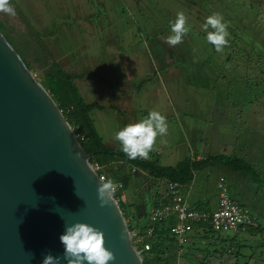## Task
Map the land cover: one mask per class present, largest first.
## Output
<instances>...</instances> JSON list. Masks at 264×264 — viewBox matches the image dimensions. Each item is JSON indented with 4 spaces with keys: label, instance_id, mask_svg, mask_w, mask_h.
I'll list each match as a JSON object with an SVG mask.
<instances>
[{
    "label": "rangeland",
    "instance_id": "rangeland-1",
    "mask_svg": "<svg viewBox=\"0 0 264 264\" xmlns=\"http://www.w3.org/2000/svg\"><path fill=\"white\" fill-rule=\"evenodd\" d=\"M18 1L65 69L91 72L76 83L86 101L105 106L91 116L107 144L117 145L116 131L157 110L167 117L168 134L157 138L149 158L158 153L162 164L175 165L195 149L216 155L225 145L226 155L249 161V174L219 163L197 170L187 198L192 206L215 208L220 178L227 174L233 195L234 188L247 191V197L253 191L249 203L243 193L234 196L261 229L221 233L235 239L224 242L205 236L186 242L178 263L203 264L188 253L197 242L211 264H264V0ZM179 11L188 17L190 30L173 48L165 39ZM216 12L228 24L229 44L222 53L202 29ZM0 14L9 26L26 32L16 9L12 17ZM38 68L43 72L45 66L38 63ZM33 73L38 79L40 73ZM151 181L145 173L131 181L122 199L133 202L132 212L136 203L146 205ZM165 183L156 180L152 191L163 194Z\"/></svg>",
    "mask_w": 264,
    "mask_h": 264
},
{
    "label": "water",
    "instance_id": "water-1",
    "mask_svg": "<svg viewBox=\"0 0 264 264\" xmlns=\"http://www.w3.org/2000/svg\"><path fill=\"white\" fill-rule=\"evenodd\" d=\"M100 176L74 128L0 30V264H67L66 224L103 231L109 264H144L112 195L101 206ZM87 264V262H84Z\"/></svg>",
    "mask_w": 264,
    "mask_h": 264
},
{
    "label": "trees",
    "instance_id": "trees-1",
    "mask_svg": "<svg viewBox=\"0 0 264 264\" xmlns=\"http://www.w3.org/2000/svg\"><path fill=\"white\" fill-rule=\"evenodd\" d=\"M10 2L24 18L27 25L26 32L20 33L12 26H9L0 14L1 32L22 56L28 68L32 72L40 73L38 80L46 90L50 92L65 117L74 128L83 150L86 154L90 155V162L98 163L101 166L100 173H104L107 178H111L119 185L115 192V197L118 199L129 229L144 235V242L150 243V249L142 251L143 263L178 264L179 245L171 231L172 226L176 223V216L169 215L156 221L151 219L152 210L163 207L166 204L164 195H159L158 192L152 191V186L156 183V180H164L166 183L170 180L177 181L187 187L194 181L195 172L205 168L208 164L219 163L229 169L240 171L243 174H249L248 171L252 170L249 161L242 156L237 157L226 155L225 153L207 155L198 159V151L194 152L193 157L195 158L187 156L175 165L162 164L158 153L148 159H129L120 150L118 143L117 145L107 144L95 125L91 116L92 111L94 109H105V106L97 101H86L79 92L76 80L82 79L91 72L89 70L70 72L65 69L61 63L54 58L52 50L44 40L46 35L42 31L36 29L33 23L21 10L19 1L10 0ZM38 63L44 64L45 68L43 72L39 71ZM209 85H211V83ZM111 107L116 108L114 105H111ZM138 173L147 174L152 180V186L149 191V196L148 193L146 196V205L141 208L139 205L142 204L136 203L137 207L134 210L136 212H132L133 202L128 203L123 201L122 197L129 188L131 181ZM250 193H253V191ZM230 194L233 199H237L232 193ZM201 208L204 209V207ZM205 209L207 211H212L211 208ZM149 228H153L151 234H148ZM260 229L261 226L257 224L248 228L246 232L254 234ZM197 233V239L201 236H205L218 238L221 242L235 240L233 238L224 237L221 234L222 232L211 228L204 230L203 234L202 231L199 230H197ZM133 242L134 244L136 243L135 241ZM195 245L197 246V242L191 245L193 247L188 251L189 255L193 257L200 256V261L203 264H211L206 261L207 258L203 255V248H201V246L195 247Z\"/></svg>",
    "mask_w": 264,
    "mask_h": 264
},
{
    "label": "clouds",
    "instance_id": "clouds-1",
    "mask_svg": "<svg viewBox=\"0 0 264 264\" xmlns=\"http://www.w3.org/2000/svg\"><path fill=\"white\" fill-rule=\"evenodd\" d=\"M0 13L10 17L15 16V8L10 0H0ZM202 29L207 34V42L214 46L217 53H222L224 48L229 44L228 24L224 21L223 15L216 12L207 16L202 24ZM189 30L188 17L183 11L177 12L174 21L170 22V34L166 37L165 43H167L169 47H176L178 44L183 43L184 37L188 34ZM167 134V117L157 110H151L143 119L136 123L127 124L119 131H116L113 134V138L118 142L120 150L129 159H148L150 153L155 150L157 138L166 136ZM193 156L194 153L192 154V158H195ZM99 180L100 183L97 188L98 199L101 206H104L111 200L116 190V183L111 178H105L103 176H101ZM225 181L227 183V180ZM165 185H167V183ZM182 186L184 191V185ZM228 187L230 188V186ZM162 195H164V193ZM235 200L237 201V199ZM237 202L240 203L239 201ZM240 204L243 205L242 203ZM195 208L201 210L205 209L199 207ZM215 208L211 209L214 210ZM254 217L257 225V217ZM206 229L210 228L201 229V227H196L191 234L193 239L190 241L197 240V230L202 231L203 234V231ZM59 239L64 248L63 257L67 261V264H84V262H87V264H109L110 261L116 260L114 252L105 247L103 231L89 223L76 221L72 224H66L65 232L60 235ZM190 241H188L189 244L191 243ZM59 260V257H54L49 253L44 257L43 264H59Z\"/></svg>",
    "mask_w": 264,
    "mask_h": 264
},
{
    "label": "built area",
    "instance_id": "built-area-1",
    "mask_svg": "<svg viewBox=\"0 0 264 264\" xmlns=\"http://www.w3.org/2000/svg\"><path fill=\"white\" fill-rule=\"evenodd\" d=\"M91 165L100 177L107 178L104 173H100L101 166L98 163H91ZM219 191L218 206L212 211L201 210L190 205L180 182L171 180L167 182L164 192L166 204L163 207L153 209L151 219L156 221L169 215L176 216V223L172 226L171 231L179 245L178 253L182 251L184 243L193 239L191 234L196 227L211 228L219 232H237L246 231L251 226L256 225V219L250 211L232 198L224 177L220 178ZM115 192L113 193L114 196ZM152 231L153 228H149L148 234H151ZM130 233L140 254L142 251L150 249V243L144 242V235L131 230Z\"/></svg>",
    "mask_w": 264,
    "mask_h": 264
},
{
    "label": "crops",
    "instance_id": "crops-1",
    "mask_svg": "<svg viewBox=\"0 0 264 264\" xmlns=\"http://www.w3.org/2000/svg\"><path fill=\"white\" fill-rule=\"evenodd\" d=\"M223 149H224V152L223 153H225L226 151L225 150H227L228 149V147H226L225 145H224V147H223ZM194 152H196V151H198V150H193ZM201 151V150H200ZM199 153V152H198ZM204 154V153H203ZM203 154H198V156H197V158L198 159H201V158H203V157H205V156H203ZM242 157H244V156H242ZM245 158V157H244ZM246 159V158H245ZM227 170L229 169V168H227V167H225ZM235 175H237V174H235ZM243 176H245V175H243ZM224 177H227V174L224 176ZM189 186H191V184H189L187 187L184 185V192L187 194V192H189V191H187L186 189L189 187ZM239 188H241V186L239 187ZM235 189V191H233V193H234V195L236 194H241V193H243L244 194V196H245V198H246V201L249 203V198L247 197V191H238L236 188H234ZM249 193H250V191H249ZM249 193H248V195H249ZM197 206H195V207H199L200 205L199 204H196ZM145 206V205H144ZM201 207H203V206H200L199 208H201ZM217 207V206H216ZM203 209V208H202Z\"/></svg>",
    "mask_w": 264,
    "mask_h": 264
},
{
    "label": "flooded vegetation",
    "instance_id": "flooded-vegetation-1",
    "mask_svg": "<svg viewBox=\"0 0 264 264\" xmlns=\"http://www.w3.org/2000/svg\"><path fill=\"white\" fill-rule=\"evenodd\" d=\"M139 207L143 208V206H142V205H139Z\"/></svg>",
    "mask_w": 264,
    "mask_h": 264
}]
</instances>
